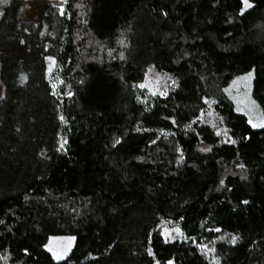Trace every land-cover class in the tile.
<instances>
[{
  "label": "trees",
  "instance_id": "1",
  "mask_svg": "<svg viewBox=\"0 0 264 264\" xmlns=\"http://www.w3.org/2000/svg\"><path fill=\"white\" fill-rule=\"evenodd\" d=\"M16 2L0 0V264H264V129L225 92L254 70L264 113V0H68L59 25ZM152 68L174 87L143 101ZM212 102L234 144L198 121ZM51 235L75 237L65 258Z\"/></svg>",
  "mask_w": 264,
  "mask_h": 264
},
{
  "label": "rangeland",
  "instance_id": "2",
  "mask_svg": "<svg viewBox=\"0 0 264 264\" xmlns=\"http://www.w3.org/2000/svg\"><path fill=\"white\" fill-rule=\"evenodd\" d=\"M46 4H51L53 7V12L56 14L58 19V25L62 22L63 17L66 14V8L68 5V0H17L15 6V14L23 19H34L37 20L39 18L41 10L44 8ZM49 59V67L50 73L53 80V85L57 84L55 78V68H56V55L53 52L48 53ZM254 73V70H251ZM248 73V72H247ZM246 73L236 76L231 83L226 87L229 91L227 94L234 102L235 110L237 111V100H242L245 94V88L243 82H237L234 84V81H237L238 77L244 76ZM145 85V87H139V85ZM138 85L139 92H140V99L143 101L152 102V100L156 97H165L171 88L174 87L173 79L168 76L167 74L160 73L155 69H150L148 74L143 82ZM253 86V81H252ZM253 89V87H252ZM4 93V86L0 80V97L3 96ZM235 97L236 99H233ZM251 97L253 99V91L251 92ZM256 100V99H255ZM216 102H212L208 109L203 112L200 117L198 118L199 122L209 123L213 126L216 133L219 132V137L221 141L227 142L233 140L231 134L227 127L224 125L223 117L215 108ZM258 109L256 115H254V119L258 118L259 116H264L263 110L260 104L257 102ZM242 107V105H240ZM239 113L244 114L247 119L248 115L245 114V111H237ZM179 230V231H177ZM162 233L165 239L173 240L178 236H182V232L178 224L173 222H168L162 225ZM74 238V239H69ZM75 243V237L72 235H51L47 242V248L53 249V251L61 252L65 248L68 249L66 255L63 257L65 258L73 248ZM209 256H212V251L209 247L204 249ZM62 258V259H63Z\"/></svg>",
  "mask_w": 264,
  "mask_h": 264
},
{
  "label": "snow or ice",
  "instance_id": "3",
  "mask_svg": "<svg viewBox=\"0 0 264 264\" xmlns=\"http://www.w3.org/2000/svg\"><path fill=\"white\" fill-rule=\"evenodd\" d=\"M3 2L7 3L8 0H3ZM241 3L243 5V7L240 9L239 14L243 15L245 10L253 8L255 5L253 3L250 2V0H241ZM3 13H0V15H2ZM166 15V13H165ZM21 43H23V41H21ZM121 57L123 58V54H121ZM48 59H52L51 57H48ZM254 79V73L249 71L248 73H246L244 76L238 77L237 81H234L233 83L236 84L237 82H243L244 84V88H245V94L242 100H237V111H245V114L248 115V123L249 125H251L252 128H261L264 129V116H259L258 118L254 119V115H256L257 109H258V105H257V101L255 99H253L251 97V92H252V81ZM175 83V82H174ZM53 87H55V85H53ZM139 87H145V85H139ZM228 89H225V92H228ZM70 95V93H69ZM233 99H236L235 97H233ZM205 102L207 103V100H205ZM242 105V107L240 106ZM61 119H63V117H61ZM220 133L217 132V135H219ZM231 143H235L234 140L230 141ZM66 143V141L64 142ZM64 143H62L60 145V149L64 148ZM117 143H119V141H117ZM58 149V150H60ZM202 151H208L210 149H201ZM240 167H243V165H240ZM221 184H223V181H221ZM243 203H248V201H243ZM216 231H219V229H215ZM179 231V230H177ZM74 239V238H69ZM236 237L232 238L233 243L235 242ZM167 242V241H166ZM47 247V246H46ZM27 251V250H25ZM48 251L52 253V256L54 259L56 260H60L62 259L68 249L65 248L63 251L61 252H56L53 251V249L48 248ZM149 254L151 255L152 253L149 252ZM168 264H172L171 261L168 262Z\"/></svg>",
  "mask_w": 264,
  "mask_h": 264
}]
</instances>
